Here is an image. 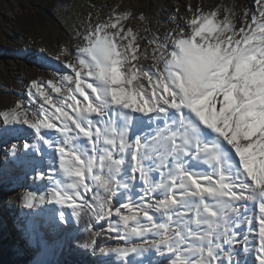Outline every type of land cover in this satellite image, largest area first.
Instances as JSON below:
<instances>
[{"label":"snow or ice","instance_id":"1","mask_svg":"<svg viewBox=\"0 0 264 264\" xmlns=\"http://www.w3.org/2000/svg\"><path fill=\"white\" fill-rule=\"evenodd\" d=\"M254 3L222 18L189 6L184 27L149 41L147 68L122 23L131 13L113 11L77 31L81 43L58 45L51 58L66 71L30 81L38 110L0 111L52 150L63 179L50 200L89 216L82 247L95 254L106 235L118 244L99 253L120 264H145L153 251L152 264H248L238 248L264 264V0ZM23 199L29 209L37 200ZM93 220L107 227L93 231Z\"/></svg>","mask_w":264,"mask_h":264},{"label":"rangeland","instance_id":"2","mask_svg":"<svg viewBox=\"0 0 264 264\" xmlns=\"http://www.w3.org/2000/svg\"><path fill=\"white\" fill-rule=\"evenodd\" d=\"M189 6L217 11L220 18L226 9L237 16L244 8L255 9L254 0H0V111L9 110L17 102L30 113L38 110L43 101L38 96L34 103L29 101L30 81H47L66 71L51 58L58 45L68 42L69 37L73 46L81 43L76 32L83 33L90 24L106 21L113 11L131 13L122 23L137 32L141 63L149 67L152 60L149 41L156 35L163 37L177 25L184 27L183 18L190 15ZM141 14L144 21L139 19ZM51 95L57 98L56 93ZM42 134L49 138L53 131L42 129ZM51 152L27 125H6L0 117V264H21L22 257L28 259L27 264H61L64 254L73 247L81 249L76 251L83 256L76 264H85V259L95 264H120L115 256L99 253L100 246L115 247L118 241L107 239L106 235L97 237V251L93 254L82 247L91 237L85 231L89 216L81 213L78 221L67 205L50 200L55 181L63 179L58 172H52ZM201 169L208 170L204 165ZM152 178L158 179L153 174ZM30 193L37 200L29 209L23 198ZM41 195L45 197L43 203L39 202ZM9 197L11 200L5 203ZM107 223L93 220V231L105 229ZM155 255L146 254L145 264L156 261ZM237 255L252 264V257L240 254L239 248Z\"/></svg>","mask_w":264,"mask_h":264},{"label":"trees","instance_id":"3","mask_svg":"<svg viewBox=\"0 0 264 264\" xmlns=\"http://www.w3.org/2000/svg\"><path fill=\"white\" fill-rule=\"evenodd\" d=\"M77 243L81 244V241L78 240ZM76 250H78V249H76L75 247H73V250H71V251L67 250L68 254L67 255L64 254L65 260L61 264H76L77 261L81 260L83 256H82V254L80 255L79 252L77 253ZM80 250H78V251H80ZM60 253H62V251ZM85 256H87V255H85ZM20 260H21V264H27V262H28V259H25L23 257ZM85 264H95V263L91 259H85Z\"/></svg>","mask_w":264,"mask_h":264},{"label":"bare ground","instance_id":"4","mask_svg":"<svg viewBox=\"0 0 264 264\" xmlns=\"http://www.w3.org/2000/svg\"><path fill=\"white\" fill-rule=\"evenodd\" d=\"M153 175H154V177H158V174H156V173H153ZM158 198H162V197L159 195ZM153 214H154V218H156L157 221H161L162 222V218L158 214H155V213H153ZM154 258L156 259V261L160 260V257H158L157 255H155Z\"/></svg>","mask_w":264,"mask_h":264},{"label":"clouds","instance_id":"5","mask_svg":"<svg viewBox=\"0 0 264 264\" xmlns=\"http://www.w3.org/2000/svg\"><path fill=\"white\" fill-rule=\"evenodd\" d=\"M10 200H11L10 197H9V198H6V199H5V203H9Z\"/></svg>","mask_w":264,"mask_h":264}]
</instances>
